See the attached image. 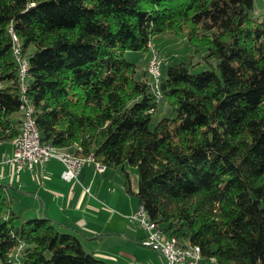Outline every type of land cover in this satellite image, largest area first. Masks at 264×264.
Listing matches in <instances>:
<instances>
[{
  "label": "trees",
  "instance_id": "16d2710c",
  "mask_svg": "<svg viewBox=\"0 0 264 264\" xmlns=\"http://www.w3.org/2000/svg\"><path fill=\"white\" fill-rule=\"evenodd\" d=\"M255 1L0 0V143L20 134L23 118L13 32L30 61L26 96L42 141L121 167L151 219L179 244L199 245L202 259L264 264V17L251 15ZM164 32L205 48L207 68L193 72L194 55L163 61L158 98L148 46ZM128 50L144 55L128 59ZM161 101L166 114L152 126ZM8 185L0 180V264H109L67 225L25 217Z\"/></svg>",
  "mask_w": 264,
  "mask_h": 264
},
{
  "label": "crops",
  "instance_id": "0c3cea01",
  "mask_svg": "<svg viewBox=\"0 0 264 264\" xmlns=\"http://www.w3.org/2000/svg\"><path fill=\"white\" fill-rule=\"evenodd\" d=\"M15 139L0 143V172L11 189L15 208L25 217L47 216L67 225L83 247L109 264H164L155 248L145 245V230L131 214L139 205L135 193L125 186L123 171L89 159L78 178L62 179L64 166L51 158L41 169L16 172L9 162ZM100 170L98 168H101ZM133 190L138 188V175ZM91 186V191L85 187ZM66 227V226H65ZM199 264H217L202 259Z\"/></svg>",
  "mask_w": 264,
  "mask_h": 264
},
{
  "label": "built area",
  "instance_id": "2783aa9c",
  "mask_svg": "<svg viewBox=\"0 0 264 264\" xmlns=\"http://www.w3.org/2000/svg\"><path fill=\"white\" fill-rule=\"evenodd\" d=\"M149 44H151V42H149ZM15 48L18 52L17 45ZM163 61V56L157 57L156 59L149 61V65L155 67V62L163 63ZM18 66L22 68V63H19ZM161 74L162 73H157L156 76L158 98L163 97V94L160 90ZM50 159L51 158H48V152L46 149H42L34 142V130L31 125V117L27 111L26 132L24 133L23 141L20 143V145L14 146V153L13 156L9 158V162L13 164L16 172H20L25 168L33 169L39 167L42 169ZM58 160H60L64 166L61 174L62 179L67 182L78 178L84 167V164L87 162V160L84 159H82V161H73L69 157ZM98 169L103 170L102 168ZM0 178H3L1 172ZM85 189L86 191L90 192L91 186H86ZM131 218L137 220L142 225L145 230L143 243L157 249L165 259L164 264H199L202 260V258L196 257L193 254L192 256H179L178 247H189V249H192V245L189 242L186 243V245L171 244L170 236L166 235L160 227L151 228V225L146 222L144 211L141 208V205H138L137 209L131 214ZM158 236H166V247H159Z\"/></svg>",
  "mask_w": 264,
  "mask_h": 264
},
{
  "label": "bare ground",
  "instance_id": "6f19581e",
  "mask_svg": "<svg viewBox=\"0 0 264 264\" xmlns=\"http://www.w3.org/2000/svg\"><path fill=\"white\" fill-rule=\"evenodd\" d=\"M11 34L13 35V42H14V49L13 50H14V53L16 55V60H17L18 64L22 63V68H23L22 69L21 67L18 66V70H19L18 71V80H19V84H20V88H21V92H22V105H21L22 113L21 114H23V118L21 119L22 122H21V127H20V134L15 138V146L20 145V143L23 141L24 133L26 132V116H27V111H28L29 115L31 117V125H32L33 130H34V142L36 144H38L39 147H41L42 149H46V151L48 152V158L63 159L65 157H69L73 161H82V159L88 161L89 159H93V157H91V156L85 157L82 155H78V154L74 153L73 151H70L69 149H60V148H57L53 144L42 141L40 130L38 129V126L36 124V120L34 118V107L32 106L31 103H29V100L27 97L28 95L26 96V91H27L28 82H29V75H30V61L27 58V56L24 55V53L22 51V42L19 39V37L13 32H11ZM16 45L18 48V52L15 48ZM149 47L151 48V44H149L148 49H149ZM157 57H162V55L158 54V52L156 50H152L151 51V58L149 61L154 60ZM147 65H148L149 73L152 76L151 78L153 81L152 83L154 85L155 93L158 96L157 77L156 76H157V73H162V62H155V67H152V65H149V63ZM0 180H1V178H0ZM140 205L144 211V216L146 218V222L151 225V228H158L159 226L157 225V223L155 221H153L151 219V217L149 216V214L146 211V209L144 208V206L142 204H140ZM178 240L179 239H177L176 236H170V243L171 244H179ZM190 244L192 245V249H189V247H178V255L179 256H192V254H193L196 257L202 258L200 246L194 245L192 243H190ZM158 245H159V247H166V236H158ZM16 260L18 261V259H16ZM19 261H20V259H19ZM19 261H18V263H20Z\"/></svg>",
  "mask_w": 264,
  "mask_h": 264
},
{
  "label": "rangeland",
  "instance_id": "374dc122",
  "mask_svg": "<svg viewBox=\"0 0 264 264\" xmlns=\"http://www.w3.org/2000/svg\"><path fill=\"white\" fill-rule=\"evenodd\" d=\"M251 15L253 17H264V0H256L254 3V8L251 10ZM150 50H156L158 54L164 57V61L166 64L174 63L175 61L180 60L181 58L186 59V57L193 56V59L197 64L192 68L193 72H199L205 68H207V64L203 62L201 58L205 53L206 49L204 48L201 54L196 53L195 48L191 45L190 41L187 37H181L173 33L164 32L154 35L151 40V48ZM149 50V52H150ZM144 52L128 50L125 53V56L128 59L139 58L142 59ZM167 106L165 101H161L159 104V108L154 114V120L152 121V126L155 122L163 117L166 114ZM127 170L130 173L132 185L134 178H137L136 168L130 165H127ZM117 169L121 172V167H117Z\"/></svg>",
  "mask_w": 264,
  "mask_h": 264
}]
</instances>
